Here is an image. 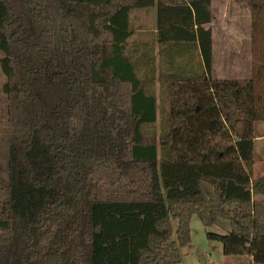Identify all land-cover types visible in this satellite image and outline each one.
Segmentation results:
<instances>
[{"label": "trees", "instance_id": "obj_1", "mask_svg": "<svg viewBox=\"0 0 264 264\" xmlns=\"http://www.w3.org/2000/svg\"><path fill=\"white\" fill-rule=\"evenodd\" d=\"M236 1L250 10V78L211 75L212 0H0V264H178L193 215L228 221L206 233L224 255L264 264V0ZM153 6L159 51L197 42L203 71L171 62L155 77L153 47L130 40L131 14Z\"/></svg>", "mask_w": 264, "mask_h": 264}, {"label": "rangeland", "instance_id": "obj_2", "mask_svg": "<svg viewBox=\"0 0 264 264\" xmlns=\"http://www.w3.org/2000/svg\"><path fill=\"white\" fill-rule=\"evenodd\" d=\"M219 0H216L215 6L212 8L214 20L212 21L211 28L214 31L215 36V45L216 50L214 58V71L212 77L214 78H229L230 75H236L235 77H246L245 75L247 70H249V58L252 48V43L250 42L251 38H245V36L251 31V23L245 19V10L242 15L243 18L239 19L236 23V28L238 33L240 32V37L236 36V31L231 34H235L234 38H225V33L222 30V27L225 25L221 23V10L222 7L219 4ZM230 13L233 12V8H228ZM249 9V7H248ZM146 11V10H144ZM149 15L147 19V28L150 30V25L152 20L156 17L155 8H150L146 11ZM139 11H135L132 16H135ZM241 17V16H240ZM145 19V20H146ZM133 25L140 26L138 22ZM227 28H234V23L226 24ZM136 29V28H135ZM142 30V29H140ZM148 30V31H149ZM149 45L153 47L154 54V63L156 65L155 77L159 75V70H162V60L163 53L158 52V45L155 35L150 31L147 32ZM137 36V34L135 35ZM133 39V38H131ZM154 42V43H153ZM234 43L240 46L241 52V63L237 68H234ZM252 54V53H251ZM1 57V52H0ZM252 60V57H251ZM228 61V67H227ZM241 67V68H240ZM252 68V63H251ZM237 69V70H236ZM240 71V73H239ZM144 71L142 72V75ZM252 74V73H251ZM239 75V76H238ZM234 77V78H235ZM233 78V77H230ZM5 81V75L0 68V181L5 183L7 182L8 177V158H7V134L4 129V124L6 121V113L2 110V107L6 104V97L2 92V84ZM155 91L157 96V109H156V121L153 126H149L150 129L154 130L156 133H161L165 129L167 121V112H168V102L160 101V85L156 79L155 82ZM254 176H259L264 174V121H257L254 128ZM264 198V196H260ZM229 228V223L227 220L220 219L217 223L209 228H205L200 222L199 218L196 215H193L190 220V231H191V243L188 246L181 248V260L178 264H251V260L246 255L237 256V255H224L222 252V245L219 241L212 240L207 238V232H216V233H225Z\"/></svg>", "mask_w": 264, "mask_h": 264}, {"label": "crops", "instance_id": "obj_3", "mask_svg": "<svg viewBox=\"0 0 264 264\" xmlns=\"http://www.w3.org/2000/svg\"><path fill=\"white\" fill-rule=\"evenodd\" d=\"M218 1V0H217ZM219 4L222 7L221 10V17H220V22L225 24L222 27L223 32L225 33V38H234L237 35L240 37V32L238 33V30L236 28V23L239 21V19L243 18L245 16L246 21L251 23L250 20V10L248 9V5L246 4V2L243 1H236V0H219ZM216 4V0H212L211 2V6L212 8L215 6ZM229 7L233 8V12L230 13L229 11ZM152 8H155L156 10V6H153ZM242 8H245V10H243ZM150 9V8H149ZM144 10H148V9H143V10H138L139 13L135 16H132L131 14V20L132 23H136L138 22V24H141L140 26L138 25H133L134 26V32L133 35L131 36V41H135L139 48L143 49V47L148 44L149 45V41H148V35L147 32H151L153 33V35H155L156 37V41H157V45L159 47L158 44V35H157V15L156 17L152 20L151 25H150V30L146 27L147 26V19L149 18V15L146 11ZM242 10L243 12L245 11V15L243 16L242 14ZM157 13V12H156ZM241 16V17H240ZM146 19V20H145ZM230 24V23H234L235 26H233L234 28H227L226 24ZM211 24H213V22L208 23L206 25H204L205 29L211 28ZM136 28V29H135ZM142 29V30H140ZM149 30V31H148ZM212 30V66H211V74H213L212 72L214 71V63H215V58L214 55L215 54V36H214V31ZM236 31V36L235 34H231L234 33ZM137 34V36H135ZM251 38V31H249V33L245 36V38ZM231 38V39H232ZM251 42V40H250ZM154 43V42H153ZM159 52V49H158ZM234 54L236 53L235 57H234V68L238 69V66L240 64H242L241 61V48L240 46L238 47V45H236L234 43ZM252 53V50H251ZM250 53V58H249V70H247L246 72V76L247 78L251 77V73H252V68H251V57L252 54ZM173 63L176 67H175V72L176 73H184V75H190V74H194V73H199L201 71L204 70V65H203V59L201 56V52L200 49L198 47V43L196 42L195 44H191L190 47L186 46V49L183 53L180 52L179 49H174V50H165L163 53V60L161 63L162 66V70H164L165 72H171L173 67H170V63ZM156 66V65H155ZM178 66V67H177ZM227 67H228V61H227ZM241 68V67H240ZM236 69V70H237ZM240 73V71H239ZM236 75H230V77H235ZM239 76V75H238ZM229 77V78H230ZM235 78H246V77H235ZM249 257V260H251V257Z\"/></svg>", "mask_w": 264, "mask_h": 264}]
</instances>
